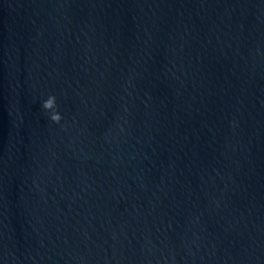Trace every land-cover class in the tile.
<instances>
[{"label": "water", "instance_id": "obj_1", "mask_svg": "<svg viewBox=\"0 0 264 264\" xmlns=\"http://www.w3.org/2000/svg\"><path fill=\"white\" fill-rule=\"evenodd\" d=\"M0 264H264V0H0Z\"/></svg>", "mask_w": 264, "mask_h": 264}, {"label": "clouds", "instance_id": "obj_2", "mask_svg": "<svg viewBox=\"0 0 264 264\" xmlns=\"http://www.w3.org/2000/svg\"><path fill=\"white\" fill-rule=\"evenodd\" d=\"M42 107L48 113H50V119L55 124H60L63 117L59 113L57 100L55 96H49L46 101H44Z\"/></svg>", "mask_w": 264, "mask_h": 264}]
</instances>
